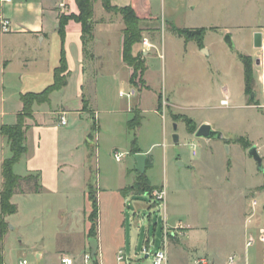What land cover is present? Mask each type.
I'll use <instances>...</instances> for the list:
<instances>
[{
    "label": "rangeland",
    "instance_id": "rangeland-1",
    "mask_svg": "<svg viewBox=\"0 0 264 264\" xmlns=\"http://www.w3.org/2000/svg\"><path fill=\"white\" fill-rule=\"evenodd\" d=\"M216 6H212L211 11H193L189 0H165L162 10L159 6L157 8V17L140 22L142 38L134 44V54L143 62L144 70L132 71L131 76V84L136 91L144 86L143 72L147 84L140 99L145 118L140 128L131 130L116 126L115 116L108 114L104 117L112 133L100 136L97 143L92 134L89 146L75 128L68 132L69 141L65 142L63 132L68 126L60 130L52 126L48 132L43 129L36 149L34 141L28 142L30 153L37 148L49 150L56 147V143L59 148L70 146L78 149L77 154L90 148L93 156L85 157L86 162L82 164L83 174L88 169L86 175L90 178L85 184L89 198L92 194L96 197L93 182L96 185L97 174L98 178L105 175L107 183L113 185L123 179L134 180L138 172L135 169L136 152H131V143L136 138L137 146L142 151L149 150L152 156L150 161L147 159L145 173L154 188L164 190L165 197L163 202H159L148 194H142L138 200L144 206L125 205V226L129 235L139 239L140 249L148 237L152 241L150 248L154 250L162 246L165 228L170 264L184 263V256H202L210 258L214 264H222L229 254L242 255L245 237L255 228L254 223H264V172L258 169L257 162L249 154V147L256 144L264 168V108L257 106L261 98L257 79L264 72H252L250 91L243 89L241 56L253 52V37L248 29H233L235 47L229 48L224 36L230 31H226L225 26L233 25L234 5L227 3L220 10ZM63 15L73 14L63 12ZM113 15L117 20L121 18L117 12ZM210 25L212 29L208 28ZM198 26L207 28L204 34ZM144 39L152 44L150 48L143 47L141 42ZM203 44L209 55L200 56L196 52V46L200 48ZM248 56L253 68L256 62L251 55ZM257 58L260 61V57ZM224 87L230 97L228 106L220 104ZM128 91L125 88L123 94H118L116 90V95L120 103L126 105L127 101L131 106V113L121 111V116L125 121H134V112L139 113V109L133 94L126 97ZM251 92H254L253 99L250 98ZM72 95L68 93L70 104L74 103ZM8 105L6 103L5 109L10 112ZM36 105L34 102L30 116L23 118L26 127L41 120L36 113L39 110ZM156 107L160 114L154 113ZM21 109L15 117L7 115L5 121L8 123L4 124L16 122ZM60 109L51 110L57 111V114H51L53 119L59 118ZM81 109L95 121V114L86 104ZM202 122H208L223 132L226 140L194 137V131L187 125L196 129ZM173 123L177 124V140L173 138ZM1 126L0 187L2 162L10 155ZM115 151L123 153L119 161L114 158ZM23 166V163H18L13 169L20 172ZM80 170L75 173L78 177ZM34 198L16 195L14 202L18 205V212L5 217L7 233L11 232L4 244L7 264H17L21 257L19 232L25 233L27 240H34L45 231L53 243L78 241L79 223L73 224L71 219L63 216L58 220L54 213L49 215V219L41 214L33 216L34 209L39 206ZM152 202L156 207L150 209L148 205ZM10 224L17 228L16 232L12 231ZM140 249L136 254L130 252L132 264L143 263L139 259ZM42 261L57 264V256L49 254ZM145 264H150V259Z\"/></svg>",
    "mask_w": 264,
    "mask_h": 264
},
{
    "label": "crops",
    "instance_id": "crops-1",
    "mask_svg": "<svg viewBox=\"0 0 264 264\" xmlns=\"http://www.w3.org/2000/svg\"><path fill=\"white\" fill-rule=\"evenodd\" d=\"M0 1L1 13L9 21L7 31H2L0 27V125L8 123L5 121L6 116L15 117L22 107L21 93L40 92L53 83L54 69L60 64L62 51L66 58L68 71L67 84L60 90L53 91L50 94L49 103L36 105L39 110L35 111L41 120L34 121L26 128L25 144L27 152L16 163H23L24 166L20 172H16L14 169L13 171L22 176L37 174L41 189L39 192L14 193L11 202L16 204L17 211L13 215L18 212V205L14 202V197L16 195L22 197L28 195L31 198L35 197V201H37V204L39 203V206L33 211V216L41 214L43 218L49 219V215L54 213L58 220L63 216L71 219L73 224H80L78 241L73 239L69 243H59L57 241L53 243L50 240V234L45 231L40 232L34 240H27L25 233L19 232L18 235L21 236L18 240L20 258H26L30 264H46L42 260L49 254H55L57 264H61L60 256L64 254L72 257L73 264H124L116 260L117 252L121 251L126 257L131 258L132 262L133 258L130 252L136 254L140 249V242L139 239L127 232L125 205L133 203L136 207L144 206L138 200L142 194L136 193L132 188L136 176L133 181L123 179L121 183L113 185L107 183L105 175H99L98 178L97 174L96 185L93 182V187L96 191L98 218L95 234L91 235V223L88 219L91 202L87 196V190H85L86 181L88 183L90 178L86 175L88 169H85V175L83 174L84 167H82V164L86 162L85 157L93 156V151L87 148V150L79 151L77 154L78 149L70 148V146L59 148L58 143H56V147L53 146L49 150L40 148L35 150L40 145L43 136L42 130L48 132V129L52 126L57 127L56 130L68 126V129L63 132L65 142L69 141L68 132L75 128L79 132L80 138L88 146L92 134L97 143L100 136L112 133V130L106 126L104 117L108 114L115 116L116 126L128 129V121H125L121 116V111L126 110L131 113V106L127 101H125L126 105L124 102L120 103L117 99L116 90H118V94H123L125 88H128L127 93L136 97V107L139 109L141 116L140 125L136 129L142 126L145 118L142 115L143 110L140 107V99L147 84L143 72L141 75L144 86L138 91L132 87L131 76L133 70L123 61L122 30L124 24L122 18L117 20L114 18L113 12L104 9L101 0H94L93 37L86 46H83L81 24L79 22L68 19L64 24L63 37L60 36L58 31L59 17L63 12L78 14L75 0ZM110 1L112 5L118 7L131 6L141 21H144L157 17V8L159 6L162 10L165 0ZM227 3L234 5L235 10L233 11V25L225 26V30L230 31L234 43L235 35L231 31L233 29H248L252 37L255 32L262 33V47L255 48L252 45L253 52L250 51L244 54L251 55L254 58L256 64L252 68L253 72H264V0H202L199 3L197 0H189L190 9L193 11L197 9L211 11L212 6L216 5L215 8L220 10ZM199 28L207 30L203 26ZM208 28L212 29L213 26L210 25ZM203 48L206 50L205 52L200 50ZM195 50L200 56L201 54L209 55V50L204 44L200 48L196 46ZM134 51L135 45L132 48L133 54ZM257 57H260V61ZM259 80L264 83V73L259 75L257 79V84L260 87L259 93H261L262 83ZM223 90L224 96L220 101L226 96L230 102L227 88L224 87ZM70 92L73 94L71 96V99L74 100L73 104L69 103L68 93ZM6 103L7 105L10 104L8 105L11 108L10 112L5 109ZM83 104H86L89 110L95 114V121L88 117V112L81 109ZM57 108L61 109L59 118L55 120L51 114H57V111L51 110ZM157 112L158 107L154 109V113ZM62 116L66 121L64 124L60 122ZM30 141L35 142V144L33 143L35 149L31 153L28 144ZM136 153H144L148 161L151 160L152 156L149 150L142 151L139 148ZM76 154L77 156H75ZM80 166L81 168H79ZM78 169H81L79 177L75 174ZM151 185L154 187L152 183ZM148 207L153 209L156 207V203L152 202ZM10 225L12 231L15 230L14 232H16L17 228L12 224ZM253 227H255L252 230L253 232L250 231L245 237L243 254L236 255L232 253L236 256V264H264V223L260 224L257 221ZM8 233L4 235L1 243L4 264H7L4 244L8 241ZM250 236L253 241L250 245H247V239ZM89 238H95L97 242L95 258L91 257V262H84L83 254L88 252L91 255ZM148 239L147 237L144 240L145 244ZM80 252L81 255H79ZM198 257L186 258L184 256L186 261L182 264H192ZM140 260L143 262L142 264L147 261V259ZM208 260L212 262L210 258ZM222 264H226V260Z\"/></svg>",
    "mask_w": 264,
    "mask_h": 264
},
{
    "label": "trees",
    "instance_id": "trees-1",
    "mask_svg": "<svg viewBox=\"0 0 264 264\" xmlns=\"http://www.w3.org/2000/svg\"><path fill=\"white\" fill-rule=\"evenodd\" d=\"M78 7V14L59 17V34L64 35V24L68 19H74L81 24V38L83 46L93 37V2L94 0H75ZM102 6L106 11L117 12L121 15L124 27L123 33V61L130 66L133 71L144 70V64L139 59L137 54H133V45L140 42L142 38V28L140 26L141 19L137 16L131 6L118 7L112 5L110 0H101ZM183 32V30L181 31ZM201 33H205V28H201ZM202 38V35L200 36ZM200 41V40H199ZM243 64L244 87L245 91H250L253 82V70L250 62V56H241ZM67 62L64 52L61 53L60 64L54 69L53 83L44 88L40 92H25L20 94L22 103L21 112L17 115L16 122L11 124H3L1 131L7 139V144L10 149V155L2 162V186L0 190V242L8 231V223L5 221L7 215H11L17 211L15 203L11 202V197L14 193L20 192H39L40 184L37 174L18 175L13 171V166L19 161L21 156L26 152L25 131L23 118L30 116L32 104L49 103L50 94L53 91L60 90L67 84ZM134 121L130 119L127 123V128L133 130L140 125L141 116L136 111L134 112ZM188 129L195 131L194 127L187 125ZM139 151L137 140L134 138L131 143V152ZM132 188L136 193H149L154 187L151 185L146 173H137L133 182ZM91 202V210L88 214V219L91 223L90 234L94 235L97 226L98 204L96 197L93 194L89 197ZM0 247V264H4L3 256Z\"/></svg>",
    "mask_w": 264,
    "mask_h": 264
},
{
    "label": "built area",
    "instance_id": "built-area-1",
    "mask_svg": "<svg viewBox=\"0 0 264 264\" xmlns=\"http://www.w3.org/2000/svg\"><path fill=\"white\" fill-rule=\"evenodd\" d=\"M62 6V4H61ZM0 27L2 31H7L8 27H9V21L8 19L3 16V14L1 13V1H0ZM141 44L143 45L144 48H150L151 47V43L144 39L142 40ZM261 95L262 98L259 102V104L257 105L258 107H262L264 108V83H262V87H261ZM131 94L130 93H126V97H130ZM229 100L228 97H224L221 101L220 104L223 106H228L229 105ZM60 122L62 124H64L65 118L64 116L61 117ZM123 153L122 152H114V158L115 160L119 161L122 157ZM148 195H150L153 199H155L156 201L159 202H163L164 201V197H165V193L163 189H156L153 188L149 193H146ZM163 240H162V246L157 248V249H151L150 248V244H151V240H147L146 244L142 247L141 251H140V257L139 259H150V264H170L169 263V258H168V253H167V238H166V230L164 228L163 230ZM253 241V238L250 236L247 239V245H250ZM83 260L84 262H87L91 259V255L90 253H84L83 254ZM116 260L118 262H123L124 264H130L131 263V258L126 257L123 252L118 251L116 254ZM60 262L61 264H73V259L70 256L64 255L62 254L60 256ZM237 260H236V256L235 254H231L227 257L226 259V264H236ZM18 264H30L28 262V260L26 258H20L18 260ZM192 264H213L210 260H208V258L206 257H198L196 258Z\"/></svg>",
    "mask_w": 264,
    "mask_h": 264
},
{
    "label": "water",
    "instance_id": "water-1",
    "mask_svg": "<svg viewBox=\"0 0 264 264\" xmlns=\"http://www.w3.org/2000/svg\"><path fill=\"white\" fill-rule=\"evenodd\" d=\"M224 41L229 46V48H231V49L234 48V43L231 39V34L229 32H227L225 34ZM262 45H263L262 44V33L261 32H255L253 35V46L255 48H260V47H262ZM202 50L204 52L206 51L204 48ZM250 98L251 99L254 98V92H251ZM176 129H177V124L173 123V130H174L173 138H174V140H177V138H178V135L176 133ZM193 135L196 138H203L206 140H210V139L226 140V137L224 136L223 132H221L217 129H214L213 126L208 122H202L201 124H199L197 126V128L195 129ZM249 154L257 162L258 169L262 170L264 172V168L262 166V157L259 155L256 145L253 144L249 147ZM134 159L136 162V167H135L136 171L140 174L144 173L146 170V160H147L146 154L136 153V154H134ZM179 163L182 164V162H179ZM263 208H264V206H263ZM89 244L91 247V257L95 258V252H96V248H97V242H96L95 238H89Z\"/></svg>",
    "mask_w": 264,
    "mask_h": 264
}]
</instances>
